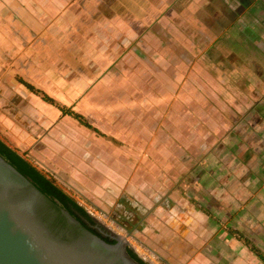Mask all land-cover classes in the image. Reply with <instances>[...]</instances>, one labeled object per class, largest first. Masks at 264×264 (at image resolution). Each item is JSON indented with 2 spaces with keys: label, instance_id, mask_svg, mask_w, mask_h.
I'll use <instances>...</instances> for the list:
<instances>
[{
  "label": "crops",
  "instance_id": "1",
  "mask_svg": "<svg viewBox=\"0 0 264 264\" xmlns=\"http://www.w3.org/2000/svg\"><path fill=\"white\" fill-rule=\"evenodd\" d=\"M197 5V0H0V138L81 194H92L102 211L127 223L133 238L164 264H264V99L254 80L249 89L223 88L235 72L229 64H241L238 72H260L246 67L243 51L205 59L212 38L187 29ZM154 20L165 33L146 32L139 40L148 57L157 41L160 61L157 68L141 69L139 85L132 87L142 92L136 105L158 106L157 123L143 109L122 117L115 100L102 119V87L87 81L93 70L86 66L84 42L97 40L99 30L114 41L118 27L126 42L133 41L134 25ZM167 34L173 50L165 51ZM225 39L239 49V39ZM183 54L191 59L187 65H180ZM68 74L77 81L71 84L64 78ZM23 83L57 99L80 121ZM74 90L82 91L78 113L66 107L72 104L67 93ZM90 117L129 144V152L141 153L139 161L108 159L103 133Z\"/></svg>",
  "mask_w": 264,
  "mask_h": 264
},
{
  "label": "rangeland",
  "instance_id": "2",
  "mask_svg": "<svg viewBox=\"0 0 264 264\" xmlns=\"http://www.w3.org/2000/svg\"><path fill=\"white\" fill-rule=\"evenodd\" d=\"M197 3L199 10L197 14L192 13V24L189 22V20L186 22L189 25L187 29L190 30V32H195V34L198 33L199 37H203L205 39L207 35L212 38L213 46L211 45L212 47H210L209 52L207 51L208 53H205V55L203 54L205 59L207 57L212 58L213 56V60H215L219 55L227 57L238 55L243 51L245 54L244 60L246 67H252L250 68L251 70L260 72L256 73L255 75L253 73L251 74V71L248 72L241 69H239L238 72L236 69H238L237 67L241 64H229L231 67L230 70H232L233 67L235 72L227 75L225 80L226 84L223 85V88H225L227 85V87L233 91H236L237 88L241 87L249 89L252 88V80H254L256 83H258L255 88L261 93V97L264 99V0H197ZM156 21L154 20L150 26L145 24L134 25L133 30L135 40L133 41L126 42L125 33L121 32L120 28L118 27V34H114L113 36L115 39L114 41L108 37L109 34L102 35V32L99 30L97 40L84 42L83 46H85V50L83 51L86 55V66L92 69L94 72L88 75L87 81L92 82L93 80H97L102 87V89L99 91V95L102 99V113L100 112L102 119L106 117L104 110L108 108L107 110L109 113V103L115 100V102L119 103L117 106L118 113L122 117H125L126 114H130L131 116L134 114L139 115L141 112L138 111H142L143 109L145 112V117L147 119H151L152 122L157 123V111L159 109L158 106H146L140 105L139 103L136 105L135 102L141 98L142 92H140L141 89H134L132 87L134 83L139 85L138 80H140L141 76H138V73L141 72V69H153L158 67V61H160V59L157 57L159 53L158 42L153 40L152 50L149 52L150 56L148 57L146 54H143V50L141 48L142 43L139 40V37L146 32L152 33L155 37H158V34L165 33L162 31V28L159 25H153V23ZM228 26L230 27L229 31L225 30V28ZM223 28L224 34L221 35ZM204 29H206V35L203 33ZM230 34H232V36L228 37L227 35ZM168 35L169 34H167V41L162 43L161 50H173V41ZM225 37L228 39H239V43H241L240 46H238L239 49H232L233 47H230V41L228 42ZM218 42L222 43L221 48L216 46ZM77 44L78 43H75L74 45L71 44V46H75L76 49ZM80 45H82V43H80ZM181 46L183 47L182 50H186V47H188L184 41L181 42ZM199 50L200 52H206L203 48H199ZM127 54H130V56L126 57ZM189 59L190 58H188L186 55L180 57V65H187ZM129 69L133 71L136 70L137 73L132 74ZM64 78H69L68 81L71 84H73V80H75V82L77 81V75L74 74L64 75ZM248 79L250 80L248 81ZM70 83L69 85H71ZM128 86L132 88H127ZM258 86L259 88H257ZM228 91L231 93L230 90ZM33 92H38L36 93L37 96H40L42 99L46 95H42L43 91L34 90ZM63 92L64 94L66 93L65 91ZM78 93L81 94L82 91L78 92L74 90L67 93L68 101L72 104L71 106L66 107L75 113H78ZM128 99L131 100L129 101ZM50 100V103L55 104L54 106H58V108L62 107V104L57 99L51 98ZM49 101L46 102L49 103ZM89 122L93 127L97 128L101 133H103V137L100 138V141L102 140V146L105 150L102 151L107 154L108 159L112 157L118 162H125L126 160L139 161L138 159L143 156L141 153H138L139 155H135L129 152V144H126L121 138H115L111 136L109 134L108 128L105 127L104 124L97 125V121H95L93 117H90ZM86 130L87 133L93 137L94 134L88 129ZM108 138L112 139V142L107 140ZM24 157L42 172L51 177L55 184L68 193L78 204H81L83 207H85V205L91 204L103 212L106 215V217L103 218L107 219L100 222L114 233L126 238L128 244L138 257L144 259V261L148 264H155L152 260L154 257L150 254L148 255V249L143 245L142 242H140V240L126 237V230H131L129 225L125 230L112 219H110L111 213H109V211H102L103 209L101 210L99 208V204L93 200L92 194H90L89 197L81 194L75 186L67 185L62 177H57L55 174L50 173V170L48 171L41 167L34 159H32V157L28 155V153H24ZM117 221L123 223L122 219L120 218H117ZM143 249H147V255L151 257V260L149 257H146L142 254L141 250ZM155 262L156 264H164L156 256Z\"/></svg>",
  "mask_w": 264,
  "mask_h": 264
},
{
  "label": "water",
  "instance_id": "3",
  "mask_svg": "<svg viewBox=\"0 0 264 264\" xmlns=\"http://www.w3.org/2000/svg\"><path fill=\"white\" fill-rule=\"evenodd\" d=\"M88 215L93 225L0 156V264H140L126 238Z\"/></svg>",
  "mask_w": 264,
  "mask_h": 264
},
{
  "label": "trees",
  "instance_id": "4",
  "mask_svg": "<svg viewBox=\"0 0 264 264\" xmlns=\"http://www.w3.org/2000/svg\"><path fill=\"white\" fill-rule=\"evenodd\" d=\"M23 84L30 91L32 92L34 91V89L30 85L26 83ZM43 100L49 101L50 98L44 96ZM59 109L63 114H69L73 116L75 119L80 121L78 115L70 111H66L67 109L64 108H59ZM0 156H2L5 160H7L23 175L29 177L32 180V182L46 195L59 201V203L65 208L73 209L81 217L86 219L91 225L94 224L92 218L85 212V210L80 205H78V203L68 193H66L62 188L56 185L51 177H49L46 173L42 172L40 169L34 166L30 161H28L24 157V153H19L15 148H12L11 146L7 145L1 138H0ZM128 252L140 264H148L145 261L139 259L134 252L130 250Z\"/></svg>",
  "mask_w": 264,
  "mask_h": 264
},
{
  "label": "built area",
  "instance_id": "5",
  "mask_svg": "<svg viewBox=\"0 0 264 264\" xmlns=\"http://www.w3.org/2000/svg\"><path fill=\"white\" fill-rule=\"evenodd\" d=\"M80 205L85 212H87L88 214H90L92 217H94L95 219H97L98 221H105L107 218H103L106 217V215L101 212L98 208H96L95 206L89 204V205H85V207H83L81 204Z\"/></svg>",
  "mask_w": 264,
  "mask_h": 264
},
{
  "label": "bare ground",
  "instance_id": "6",
  "mask_svg": "<svg viewBox=\"0 0 264 264\" xmlns=\"http://www.w3.org/2000/svg\"><path fill=\"white\" fill-rule=\"evenodd\" d=\"M141 251H142V254H143V255H145L146 257H149V256H148L149 253H148L146 250L143 249V250H141ZM147 253H148V255H147ZM149 259L151 260V257H149ZM152 260H153V263L156 264V262H155V258H153ZM151 262H152V261H151Z\"/></svg>",
  "mask_w": 264,
  "mask_h": 264
}]
</instances>
